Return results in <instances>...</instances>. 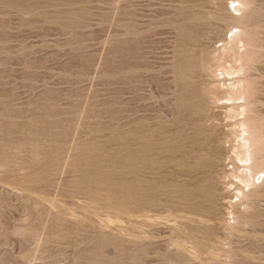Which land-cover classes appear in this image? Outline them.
Masks as SVG:
<instances>
[{"label": "rangeland", "instance_id": "rangeland-1", "mask_svg": "<svg viewBox=\"0 0 264 264\" xmlns=\"http://www.w3.org/2000/svg\"><path fill=\"white\" fill-rule=\"evenodd\" d=\"M247 1L0 0V264H264V185L229 203L213 74L235 26L264 130V0Z\"/></svg>", "mask_w": 264, "mask_h": 264}, {"label": "bare ground", "instance_id": "bare-ground-1", "mask_svg": "<svg viewBox=\"0 0 264 264\" xmlns=\"http://www.w3.org/2000/svg\"><path fill=\"white\" fill-rule=\"evenodd\" d=\"M228 4H232L234 7L232 15L236 17L241 16L248 1L229 0ZM235 28L237 27L232 26L221 44L215 49L216 66L213 69V74L217 76L218 71H221V79L214 85V88L224 93L225 96L218 98L217 104L225 110V115L231 119L232 127L233 154L229 157L232 160V166L227 169L224 178L228 180L227 191L233 194L234 199L235 197L237 199L234 201L233 198H230L229 203L242 207L248 204L245 199L250 194L257 192L258 187L264 185V130L262 125L253 121L250 116L247 105L249 95L244 94L242 89L246 87L241 88L243 80L239 77L243 67L236 69L233 66V63L241 62L240 57L245 53L249 54L250 48L247 49V47L249 44L251 45L249 40V44L246 43L241 30L232 32ZM229 32L233 33L231 37ZM230 80L231 82H229ZM260 194L258 193V195Z\"/></svg>", "mask_w": 264, "mask_h": 264}]
</instances>
